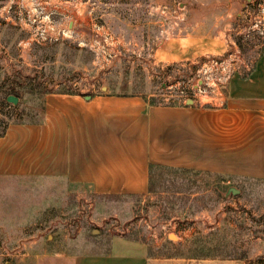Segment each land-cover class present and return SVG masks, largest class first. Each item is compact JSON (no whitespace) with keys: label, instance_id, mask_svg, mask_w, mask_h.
Segmentation results:
<instances>
[{"label":"rangeland","instance_id":"rangeland-1","mask_svg":"<svg viewBox=\"0 0 264 264\" xmlns=\"http://www.w3.org/2000/svg\"><path fill=\"white\" fill-rule=\"evenodd\" d=\"M230 2L232 17L219 20ZM263 2L238 17L244 0H0V82L19 90L0 89V137L42 122L50 93L215 103L197 100L201 80L235 53L251 66L264 45L254 27ZM150 189L111 197L52 176L0 174V264H69L130 243L159 261L247 254V264H264L263 181L156 168Z\"/></svg>","mask_w":264,"mask_h":264},{"label":"crops","instance_id":"crops-1","mask_svg":"<svg viewBox=\"0 0 264 264\" xmlns=\"http://www.w3.org/2000/svg\"><path fill=\"white\" fill-rule=\"evenodd\" d=\"M246 6L236 16L250 15ZM227 8L219 20L232 17L233 4ZM218 41V53H224L226 46ZM171 47L168 41L161 50L168 53ZM156 168L264 182V45L250 69L224 88L223 106L153 104L138 95L87 99L50 93L42 122L12 124L0 137V174L52 176L101 196L148 194ZM245 255L227 260L172 255L159 261L130 243L75 255L69 264H247Z\"/></svg>","mask_w":264,"mask_h":264},{"label":"built area","instance_id":"built-area-1","mask_svg":"<svg viewBox=\"0 0 264 264\" xmlns=\"http://www.w3.org/2000/svg\"><path fill=\"white\" fill-rule=\"evenodd\" d=\"M254 2L255 0L252 1V4H254ZM257 8L259 10L258 18L254 17V27H261L259 30L262 34H264V2L258 3ZM211 69L215 70L213 74L215 76H212L213 72H211V75L209 76H203L201 86H199L197 90V92H199L197 100H199L200 103V99L202 97L217 99L215 103L209 102L208 104L220 107L224 105V93H222L220 87L222 86V88H225L236 74H241L244 71L249 70L250 66L247 64L245 59L240 56V53H235L229 55L227 60L216 63ZM215 92L217 94L214 97L213 95Z\"/></svg>","mask_w":264,"mask_h":264},{"label":"trees","instance_id":"trees-1","mask_svg":"<svg viewBox=\"0 0 264 264\" xmlns=\"http://www.w3.org/2000/svg\"><path fill=\"white\" fill-rule=\"evenodd\" d=\"M250 7H253L252 6V3H247V6L244 8V10H247V9H249ZM15 83L16 82H12L10 85H5V83H3V82H0V89L1 90H4V93L5 94H8L7 96H9V95H14V96H16V97H19V94H18V89L15 87ZM45 106V105H44ZM0 136H2L1 134H0ZM111 197H118V196H111ZM244 257H246V255L245 254H241L240 256H239V258H244Z\"/></svg>","mask_w":264,"mask_h":264},{"label":"water","instance_id":"water-1","mask_svg":"<svg viewBox=\"0 0 264 264\" xmlns=\"http://www.w3.org/2000/svg\"><path fill=\"white\" fill-rule=\"evenodd\" d=\"M244 1H245V3L247 4V3H251L252 0H244ZM85 98L90 99L91 97H90V96H87V97H85ZM8 102H11V103L16 104V103L18 102V99L15 98L14 96H10V97H8ZM186 103H187L188 105H191V104H194V101L191 100V99H188V100L186 101ZM230 192H231L233 195H237V194L239 193L238 190L233 189V188L230 189Z\"/></svg>","mask_w":264,"mask_h":264}]
</instances>
